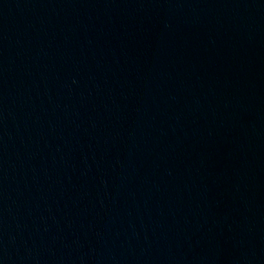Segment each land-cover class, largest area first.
<instances>
[{"label":"water","instance_id":"water-1","mask_svg":"<svg viewBox=\"0 0 264 264\" xmlns=\"http://www.w3.org/2000/svg\"><path fill=\"white\" fill-rule=\"evenodd\" d=\"M205 0H0V264H64L143 96Z\"/></svg>","mask_w":264,"mask_h":264}]
</instances>
